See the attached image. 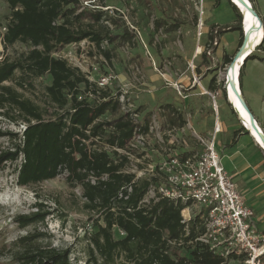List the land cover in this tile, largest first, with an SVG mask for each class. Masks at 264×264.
Returning a JSON list of instances; mask_svg holds the SVG:
<instances>
[{
  "label": "rangeland",
  "instance_id": "374dc122",
  "mask_svg": "<svg viewBox=\"0 0 264 264\" xmlns=\"http://www.w3.org/2000/svg\"><path fill=\"white\" fill-rule=\"evenodd\" d=\"M251 3L264 21V0H252ZM233 4L232 0H80L77 13H82L83 17L82 22L76 24V28L83 33H79L68 44H59L50 39L34 47L30 42L22 40L12 45L5 44L3 35L10 19L11 8L6 1L0 0V62L9 59L25 63L29 52L36 49L41 54L66 59L70 65L78 67L88 79L90 77L96 80L102 76L114 75L115 92L119 85L128 86L143 121H148L160 109H165L169 116L174 113L178 125L179 112L182 116L187 109L193 113L191 123L197 132L210 136L207 131L212 129L214 133L217 127L216 137L217 140L218 135L221 137V144L218 140L220 146L216 148L221 149L220 154L225 159L222 163L229 167L227 169L232 167L237 175H241L240 188L244 192L253 191L250 202L261 213L263 232L260 230V233L263 234L264 150L254 141L248 130L240 136L236 144H231L234 131L244 126L232 105L222 99L224 74L229 65L224 60V54L233 58L244 38V30L243 27L241 29L242 24L239 21H242V13L234 4L240 17ZM96 10L103 13L99 22H94L92 18ZM201 21L202 36L199 34ZM89 25L104 34L107 33L102 47L111 51L110 60L99 54L94 41L88 36ZM212 27L221 31L217 38L219 45L211 50V54H207L203 47ZM205 53L206 58L203 56ZM255 55L247 60L242 91L247 94L251 104L249 108L253 114L256 113V120L264 130V42L257 48ZM213 76L218 79V89L211 91L208 85ZM51 81L50 74L40 77L25 76L18 68L4 84L13 86L24 97L31 99L44 117H50L54 109L47 100L45 88ZM143 83H147L148 87ZM175 83L182 90V94L175 88ZM156 85L161 87L156 88ZM80 87L81 90L85 89L83 84ZM211 93L216 96L218 105L220 104L219 116L215 111V99ZM81 95L85 96L86 91ZM205 112L211 115L210 124ZM124 115V110L117 107L109 110L101 119L113 122ZM217 118L220 124H216ZM157 120L161 125L159 117ZM20 124V118L12 121L0 115L2 130L19 132L21 136ZM163 124V131L173 127L169 119ZM15 142L10 136L0 137V150L11 147ZM149 150L151 151V146ZM151 153L153 159L159 154L155 151ZM22 156L7 162L0 169V264H17L13 253L20 249L18 241L32 232L46 234L44 243L58 248H70L72 264H88L91 236L98 231V225H104L97 213L87 208V204L92 201L88 194V185H94L95 178L91 175L81 176L84 171L80 169L73 173L65 167L55 178L33 185H20L18 172ZM240 166L242 168L238 169ZM94 201L98 199L95 198ZM39 203L44 205V210L50 211L44 223L20 226L16 217L37 211ZM123 236L124 232L115 226L114 238ZM179 247L182 253H187L188 248ZM97 263L124 264V261L119 256L114 261L105 263L99 257ZM226 264L246 263L231 259Z\"/></svg>",
  "mask_w": 264,
  "mask_h": 264
},
{
  "label": "trees",
  "instance_id": "16d2710c",
  "mask_svg": "<svg viewBox=\"0 0 264 264\" xmlns=\"http://www.w3.org/2000/svg\"><path fill=\"white\" fill-rule=\"evenodd\" d=\"M4 1L11 8L3 35L6 45L22 40L36 47L50 39L59 44H68L83 33L76 28L83 17L82 13H77L80 0ZM92 18L94 22H99L103 13L96 10ZM89 28L88 36L94 41L99 54L110 60L111 51L102 47L107 33L94 29L92 25ZM211 38L213 40V36ZM256 50L247 57L241 68V88L246 62L256 56ZM203 56L206 58V53ZM224 60L230 63L232 57L224 54ZM18 68L25 76L51 75V84L45 88L47 100L54 109L50 117H44L34 102L13 86L4 84ZM211 83V90H217V77H213ZM81 84L85 86L84 90H81ZM83 91L94 92L99 102L79 99ZM111 92L107 89L99 91L95 83L90 82L78 67L70 65L66 59L41 54L36 49L29 52L25 63L9 59L0 62V115L12 121L20 118L21 124H26L21 136L19 132L0 128V137L10 136L16 140L11 147L0 150V169L23 155L18 172L20 185H33L55 178L65 167L73 173L80 169L84 171L81 176L91 175L96 179L94 185H88L92 201L87 208L95 211L104 225H98V231L91 236L88 264L92 261L98 264L99 257L105 263L112 262L119 256L124 264H226L231 259L244 260L235 255L224 258L199 242L190 243L197 236V226L202 225L197 217L191 223L190 234L185 236L181 212L183 205L168 199H160L148 206L140 205L151 181L135 180L133 174L124 171L126 158L116 161L117 152L100 149L91 140L96 135H102L108 143L123 146L133 134V123L127 115L113 122L101 119L109 110L120 107ZM178 115V127H182L186 120ZM172 124L176 125V122ZM108 129L109 132H106ZM241 132L248 131L244 127L236 130L234 141ZM128 185H132L130 192L123 188ZM121 191L128 198H120ZM94 197L98 201H94ZM38 206L37 211L16 217L20 226L44 223L50 211L44 210L42 203ZM115 226L124 232L122 238H114ZM46 237L40 232L21 237L18 241L20 249L13 253L16 263L72 264L71 249L44 243ZM168 239H182L181 247L188 248L187 253H182L179 246L171 245Z\"/></svg>",
  "mask_w": 264,
  "mask_h": 264
},
{
  "label": "built area",
  "instance_id": "2783aa9c",
  "mask_svg": "<svg viewBox=\"0 0 264 264\" xmlns=\"http://www.w3.org/2000/svg\"><path fill=\"white\" fill-rule=\"evenodd\" d=\"M202 24L201 21L200 36L203 34ZM218 34V28L212 29L213 40L209 39L203 47L207 54H211V50L219 45ZM113 78L115 79L114 75L102 76L96 80L89 77V81L95 83L99 91L106 89L112 91V98L119 102L133 123V134L123 146L108 143L102 135H96L91 140L100 149L109 153L117 152L116 161L126 158L124 171L133 174L135 180L151 181L140 205L148 206L160 199L181 204L185 236L190 234L192 221L197 217L201 220L202 227L197 226V236L190 243L199 242L224 258L235 255L243 258L246 264H264V234L259 231L255 211L245 203L233 175L222 163V157L216 148L217 127L212 135H202L194 130L192 116L188 114L182 127L173 126L168 131H163L164 127L159 124L157 113H153L148 121L141 119L128 86L119 85L115 92L116 79ZM143 84L148 87L147 83ZM174 86L182 94L178 84L175 83ZM212 96L218 115L216 96L214 94ZM83 98L99 102L92 91L79 97ZM218 122L217 118L216 124ZM20 126L22 131L26 129L25 123ZM187 130L202 146L200 151L189 155L179 153L174 148V144L180 141L176 133ZM165 135L169 137L170 142ZM152 151L159 153L157 158H152ZM123 188L128 192L132 191V185ZM119 197L128 198V195L124 196V192L121 191ZM168 242L173 246L183 244L182 239H168Z\"/></svg>",
  "mask_w": 264,
  "mask_h": 264
},
{
  "label": "bare ground",
  "instance_id": "6f19581e",
  "mask_svg": "<svg viewBox=\"0 0 264 264\" xmlns=\"http://www.w3.org/2000/svg\"><path fill=\"white\" fill-rule=\"evenodd\" d=\"M232 1L235 5H237V7H239V10L243 15L244 30L248 31V39H247V43L245 44L246 47L242 49L243 51L240 53L238 59L237 58L234 59L235 61L234 69L231 71V76L233 77V81L235 82V85L239 92H237L232 87V85H230L229 86L230 99L234 104V106L232 105L233 109L236 108L238 111L237 114L242 125L247 126V129L251 137L264 150L263 138L259 133H257L255 128L253 127L250 113L243 103L244 97L242 96V90H241L242 88L240 87V83H239L240 71L241 68L243 67L245 60L255 51L258 45H260L264 40V25L260 17L256 15L251 10V8H249V7L253 8V5L250 0H245L247 4H245L242 0H232ZM226 71H228V69ZM256 123L264 135V130L257 120Z\"/></svg>",
  "mask_w": 264,
  "mask_h": 264
},
{
  "label": "crops",
  "instance_id": "0c3cea01",
  "mask_svg": "<svg viewBox=\"0 0 264 264\" xmlns=\"http://www.w3.org/2000/svg\"><path fill=\"white\" fill-rule=\"evenodd\" d=\"M260 16V15H259ZM261 17V16H260ZM261 19H262V17H261ZM262 22H263V24H264V21H263V19H262ZM212 29H215V27H212L211 28V31L208 33V40L209 39H211V32H212ZM208 42V41H207ZM264 42V41H263ZM232 57V56H231ZM247 63V62H246ZM213 77H216V76H213ZM213 77H212V79H213ZM212 79H211V81H212ZM211 81L209 82V85H208V88L211 90L212 89V83H211ZM217 81H218V79H217ZM162 85V84H161ZM161 85H156L157 87L156 88H159V87H161ZM241 87V86H240ZM242 87H244V85L242 84ZM243 90H244V88H242ZM241 89V90H242ZM212 91V90H211ZM244 94H245V96H244ZM242 96L244 97V100L246 101V103L248 104V106H250L251 107V104L249 103V100H248V96H247V94L244 92V91H242ZM218 99H219V97H217ZM222 99H224V100H227V97H226V91H224V93H223V97H222ZM228 101V100H227ZM217 102V101H216ZM165 103V102H164ZM163 102H162V104H164ZM166 103H170V101H166ZM165 103V104H166ZM159 104H161V103H159ZM218 104V103H217ZM149 105H153L152 103H149ZM220 105V104H219ZM218 105V106H219ZM150 108H147V110H149ZM254 111V110H253ZM146 112V111H145ZM145 112H144V114H145ZM197 113H202V112H200V111H196ZM218 112H219V107H218ZM206 113V112H205ZM209 113V112H208ZM208 113H206L207 114V119L209 120V124H210V120H211V115L210 114H208ZM236 113V112H235ZM254 113H255V111H254ZM170 114V113H169ZM173 114L174 113H171V115L169 116V115H167V112L165 111V109H160L158 112H157V115H158V117H159V119L162 121V124L166 121V120H168L169 119V122L170 123H172L173 121H175V117L173 116ZM179 114H181L180 112H179ZM183 115H182V119L185 121L186 120V116L188 115V114H191V116H192V118H193V113L192 112H188V110L186 109L185 110V113H182ZM237 114V113H236ZM254 115H256V113L254 114ZM145 116V115H144ZM179 116V115H178ZM219 116V115H218ZM256 117V116H255ZM147 118V117H146ZM149 119V118H148ZM171 119H172V121H171ZM257 119V118H256ZM218 121H219V118H218ZM176 122V121H175ZM219 124H220V121H219ZM164 125V124H163ZM180 124H178V125H175V124H173V126H179ZM220 127H221V125H220ZM236 131V130H235ZM235 131H234V133H235ZM199 133V132H198ZM211 134L212 135V133H213V131H212V129L211 130H208L207 131V134ZM234 133H233V137H232V143L231 144H236L238 141H239V139H240V136H242V135H244V134H246V132H241L240 133V135H239V137H238V139H237V141H234ZM202 135H206V133H201ZM176 137H178V139L180 140V141H178L177 143H175L174 144V148H175V151H177V152H179V153H182V154H192V153H194V152H197V151H200L201 149H202V146L198 143V141L196 140V138L192 135V133L189 131V130H187V131H185V132H183V131H179V132H177L176 133ZM220 136L218 135V140H219V143L221 144V142H220ZM167 140L170 142V140H169V137L167 136ZM218 140H217V137H216V147H218V145L220 146V144L218 143ZM218 149V152H219V154H220V148H217ZM221 155V154H220ZM222 157V156H221ZM224 161H225V159L222 157V162L224 163ZM225 166V169L231 174V175H233V177H234V179H235V182H236V184H237V187H238V190L240 191V193L242 194V196H243V198H244V200H245V203L249 206V207H251L254 211H255V214H256V219H257V224H258V228H259V231L261 230V223H263V219H262V216H261V213H258L257 212V210H256V208L253 206V204L250 202L251 200V198H252V193H253V191H247V192H244V190L243 189H241L240 188V178H241V175H237V172H234L233 170H232V167L230 168V169H227V168H229L227 165H224ZM242 168V166H240L238 169H241ZM261 232H263V230H261ZM264 234V233H263Z\"/></svg>",
  "mask_w": 264,
  "mask_h": 264
},
{
  "label": "water",
  "instance_id": "95a60500",
  "mask_svg": "<svg viewBox=\"0 0 264 264\" xmlns=\"http://www.w3.org/2000/svg\"><path fill=\"white\" fill-rule=\"evenodd\" d=\"M242 1H243L245 4H247L245 0H242ZM232 2H233V1H232ZM236 6H237V5H236ZM248 7H249V5H248ZM238 8H239V7H238ZM249 8H251V10H252L256 15L259 16L258 12H257L254 8H252V7H249ZM242 27L244 28V20L242 21ZM247 39H248V31L245 30L242 45H241V47L239 48L238 52L235 54V56L232 58V61H231V62L229 63V65L227 66L226 70L228 69V71H226L225 74H224V88H225V91H226V97H227L228 102H229L231 105H233V106H234V104L232 103V101H231V99H230L229 86L232 85V87H233L237 92H239V91L237 90V87H236V85H235V82L233 81V77L231 76V71L234 69V63H235L234 59H236V58L238 59L240 53L243 51L242 49H243L244 47H246L245 44L247 43ZM239 94H240V93H239ZM240 96H241V95H240ZM243 103H244L245 107L247 108V110H248L249 113H250L251 121H252L253 127L255 128V130L257 131V133H259V134L262 136V138H263V142H264V135H263V133L261 132V130L259 129L257 123H256V117H255V115L253 114V112L251 111V109L249 108L248 104L246 103V101H245L244 99H243ZM234 108H235V107H234ZM234 111H235L236 113L238 112L236 108L234 109ZM244 127L247 129V126H246V125H244ZM247 130H248V129H247Z\"/></svg>",
  "mask_w": 264,
  "mask_h": 264
}]
</instances>
